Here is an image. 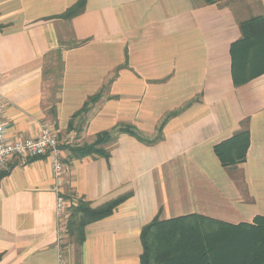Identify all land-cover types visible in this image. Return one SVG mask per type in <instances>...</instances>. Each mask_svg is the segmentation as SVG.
<instances>
[{"label":"crops","instance_id":"obj_1","mask_svg":"<svg viewBox=\"0 0 264 264\" xmlns=\"http://www.w3.org/2000/svg\"><path fill=\"white\" fill-rule=\"evenodd\" d=\"M78 1L0 0L7 135L51 129L66 199L61 219L49 158L10 160L0 178V264H58L60 249L66 264H140L141 231L157 216L234 225L264 216V75L235 87L230 58L239 21L264 16V0H86L81 14L61 18ZM245 121L246 160L225 168L214 148ZM119 125L162 139L121 134L106 144L108 159L69 160L66 146L93 144ZM126 194L113 215L85 226L79 251L69 243L72 207Z\"/></svg>","mask_w":264,"mask_h":264},{"label":"trees","instance_id":"obj_2","mask_svg":"<svg viewBox=\"0 0 264 264\" xmlns=\"http://www.w3.org/2000/svg\"><path fill=\"white\" fill-rule=\"evenodd\" d=\"M211 5L222 0H203ZM86 0H79L61 18L73 19L81 14ZM240 38L230 47L231 74L235 87H241L264 75V16L251 17L239 21ZM101 93L90 97L75 117L86 111L91 103L101 98ZM184 108L170 113L162 121L159 131L173 116ZM121 134H128L143 143L155 144L157 138L146 141L132 126L119 125L112 131L99 133L93 144L66 146L69 160L87 156L108 159L106 144L113 142ZM250 145L248 122L245 128L231 139L215 146L214 152L225 168L244 163ZM5 173H0V178ZM131 194L93 208L84 200L70 210L64 227L69 241L81 248L85 240V226L113 215L115 209L125 202ZM142 254L140 264H264V216L257 217L252 223L231 224L200 214L180 216L161 220L160 216L145 225L141 231Z\"/></svg>","mask_w":264,"mask_h":264},{"label":"built area","instance_id":"obj_3","mask_svg":"<svg viewBox=\"0 0 264 264\" xmlns=\"http://www.w3.org/2000/svg\"><path fill=\"white\" fill-rule=\"evenodd\" d=\"M5 99L0 94V173L6 169L7 163L13 158L27 160L29 158L47 157L53 165L55 178L54 190L57 195L56 211L59 218H63L66 199L61 191L63 186L64 165L61 161V149L57 137L48 126H43L38 137L32 139H11L7 135V125L4 121ZM64 227V225H63ZM61 230L64 232V228ZM58 264H66L63 249L58 254Z\"/></svg>","mask_w":264,"mask_h":264},{"label":"rangeland","instance_id":"obj_4","mask_svg":"<svg viewBox=\"0 0 264 264\" xmlns=\"http://www.w3.org/2000/svg\"><path fill=\"white\" fill-rule=\"evenodd\" d=\"M69 243H71V241H69ZM73 243H71V245H72ZM70 245V244H69Z\"/></svg>","mask_w":264,"mask_h":264}]
</instances>
